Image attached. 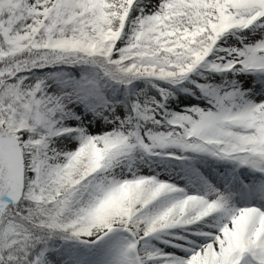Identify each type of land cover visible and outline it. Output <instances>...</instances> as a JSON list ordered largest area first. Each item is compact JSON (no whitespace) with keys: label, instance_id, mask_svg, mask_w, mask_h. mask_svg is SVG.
<instances>
[{"label":"snow or ice","instance_id":"snow-or-ice-1","mask_svg":"<svg viewBox=\"0 0 264 264\" xmlns=\"http://www.w3.org/2000/svg\"><path fill=\"white\" fill-rule=\"evenodd\" d=\"M0 264H264V0H0Z\"/></svg>","mask_w":264,"mask_h":264}]
</instances>
